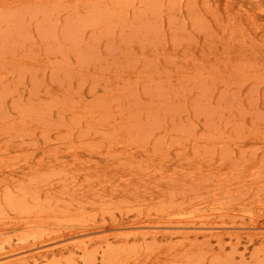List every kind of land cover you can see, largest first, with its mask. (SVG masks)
Returning <instances> with one entry per match:
<instances>
[{"label":"rangeland","instance_id":"obj_1","mask_svg":"<svg viewBox=\"0 0 264 264\" xmlns=\"http://www.w3.org/2000/svg\"><path fill=\"white\" fill-rule=\"evenodd\" d=\"M0 264H264V0H0Z\"/></svg>","mask_w":264,"mask_h":264}]
</instances>
